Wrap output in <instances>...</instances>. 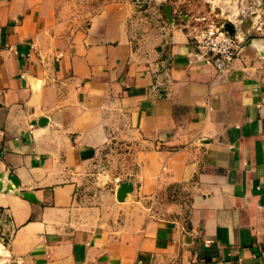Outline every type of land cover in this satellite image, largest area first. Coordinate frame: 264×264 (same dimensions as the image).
Returning <instances> with one entry per match:
<instances>
[{
  "label": "crops",
  "instance_id": "crops-1",
  "mask_svg": "<svg viewBox=\"0 0 264 264\" xmlns=\"http://www.w3.org/2000/svg\"><path fill=\"white\" fill-rule=\"evenodd\" d=\"M54 1L0 0L8 255L23 264H264V29L237 34L239 56L217 72L188 61L181 29L160 47L135 46L121 2L63 35ZM118 143L132 172L111 181L107 203H79L86 170ZM123 181L133 191L119 202Z\"/></svg>",
  "mask_w": 264,
  "mask_h": 264
},
{
  "label": "rangeland",
  "instance_id": "rangeland-1",
  "mask_svg": "<svg viewBox=\"0 0 264 264\" xmlns=\"http://www.w3.org/2000/svg\"><path fill=\"white\" fill-rule=\"evenodd\" d=\"M110 2H121L129 8V37L135 46L144 50L166 43L175 29L187 33L196 24L195 17L201 15H209L219 23H230L245 39L257 36L264 29V0H55L53 18L58 23L57 32L69 35L84 29ZM164 6L171 8L172 21L166 18ZM126 146L112 144L108 156L88 167L78 185L79 203L108 202L105 192L111 181L115 178L118 181L119 174L129 176L134 168ZM7 233L0 230V264H23L6 252L3 245L7 242Z\"/></svg>",
  "mask_w": 264,
  "mask_h": 264
},
{
  "label": "built area",
  "instance_id": "built-area-1",
  "mask_svg": "<svg viewBox=\"0 0 264 264\" xmlns=\"http://www.w3.org/2000/svg\"><path fill=\"white\" fill-rule=\"evenodd\" d=\"M194 20L196 24L187 32L191 46L188 61L211 66L217 72L228 70L241 51L242 40L235 28L230 35L223 28V22L219 23L209 15L197 16Z\"/></svg>",
  "mask_w": 264,
  "mask_h": 264
},
{
  "label": "water",
  "instance_id": "water-1",
  "mask_svg": "<svg viewBox=\"0 0 264 264\" xmlns=\"http://www.w3.org/2000/svg\"><path fill=\"white\" fill-rule=\"evenodd\" d=\"M163 9H164V13H165V16L168 19V21H172L173 18H172V14H171V8L169 6H164ZM223 28L225 30H227L230 35H232L234 33V27L228 22L224 23ZM45 121H46L45 118H41L38 123L40 125H42L45 123ZM7 178L11 181V183L14 186H16L18 184V181L14 175L9 174V175H7ZM132 191H133V183L131 181L121 182L116 189L117 201H119V202L124 201L127 198L128 194L131 193Z\"/></svg>",
  "mask_w": 264,
  "mask_h": 264
}]
</instances>
